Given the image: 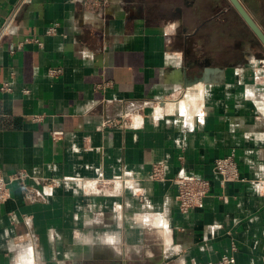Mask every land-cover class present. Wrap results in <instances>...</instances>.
I'll return each instance as SVG.
<instances>
[{
  "label": "crops",
  "instance_id": "crops-1",
  "mask_svg": "<svg viewBox=\"0 0 264 264\" xmlns=\"http://www.w3.org/2000/svg\"><path fill=\"white\" fill-rule=\"evenodd\" d=\"M21 1L0 0V264H264V44L230 0ZM231 154L246 181L215 171ZM185 174L211 182L188 214Z\"/></svg>",
  "mask_w": 264,
  "mask_h": 264
},
{
  "label": "built area",
  "instance_id": "built-area-1",
  "mask_svg": "<svg viewBox=\"0 0 264 264\" xmlns=\"http://www.w3.org/2000/svg\"><path fill=\"white\" fill-rule=\"evenodd\" d=\"M28 0H22L20 6H18L15 15L20 7ZM85 6L91 10H97L102 4V0H85ZM58 25H54L49 28L48 33L53 34L57 31ZM60 69H51V74L56 75L60 72ZM2 90H11V84L5 83ZM42 115L35 116V119H41ZM62 132H55L54 135L58 136ZM215 171L222 177L223 183L229 181H246L241 176L239 164L234 154L229 156L220 157L215 161ZM154 177H163L164 170L160 165L154 168ZM22 175L15 174L14 179H18ZM257 183H264V178L256 181ZM178 193L176 195V201L179 209L184 213H189L195 208L202 206L208 197L211 190L210 180L200 177L194 174H185L177 179ZM11 196L10 183L5 177L4 173L0 170V203L6 202ZM208 264H239L237 258L234 255L225 254L218 259L211 260Z\"/></svg>",
  "mask_w": 264,
  "mask_h": 264
},
{
  "label": "water",
  "instance_id": "water-1",
  "mask_svg": "<svg viewBox=\"0 0 264 264\" xmlns=\"http://www.w3.org/2000/svg\"><path fill=\"white\" fill-rule=\"evenodd\" d=\"M230 2L264 44V31L248 11L242 0H230Z\"/></svg>",
  "mask_w": 264,
  "mask_h": 264
},
{
  "label": "rangeland",
  "instance_id": "rangeland-1",
  "mask_svg": "<svg viewBox=\"0 0 264 264\" xmlns=\"http://www.w3.org/2000/svg\"><path fill=\"white\" fill-rule=\"evenodd\" d=\"M244 2L245 6L248 8L250 13H254L252 7L249 5V3L246 0H242Z\"/></svg>",
  "mask_w": 264,
  "mask_h": 264
}]
</instances>
